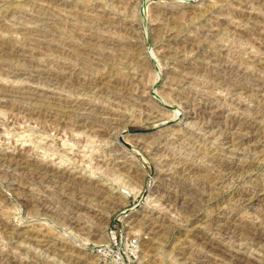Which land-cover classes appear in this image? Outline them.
<instances>
[{
    "label": "rangeland",
    "instance_id": "1",
    "mask_svg": "<svg viewBox=\"0 0 264 264\" xmlns=\"http://www.w3.org/2000/svg\"><path fill=\"white\" fill-rule=\"evenodd\" d=\"M0 87V264H264V0H0Z\"/></svg>",
    "mask_w": 264,
    "mask_h": 264
},
{
    "label": "bare ground",
    "instance_id": "2",
    "mask_svg": "<svg viewBox=\"0 0 264 264\" xmlns=\"http://www.w3.org/2000/svg\"><path fill=\"white\" fill-rule=\"evenodd\" d=\"M30 2H31V1H30ZM103 16H104V15H103ZM86 18H87V17H86ZM156 18H158V17H156ZM104 19H105V18H104ZM113 19H114V18H113ZM105 20H106V19H105ZM98 21H99V20H98ZM110 21H111V20H110ZM155 21H156V20H155ZM89 22H91V21H89ZM100 22H101V20H100ZM112 22H113V21H112ZM160 22H161V21H160ZM94 23H95V22H94ZM98 23H99V22H98ZM109 23H110V22H109ZM113 23H114V22H113ZM113 23H112V24H113ZM101 24H102V23H101ZM92 25H93V24H92ZM119 26H120V25H119ZM100 27H101V25H100ZM114 27H115V26H114ZM36 28H37V27H36ZM38 28H39V27H38ZM41 28H42V27H41ZM116 28H117V27H116ZM128 28H129V27H128ZM166 28H167V27H166ZM43 29H44V28H43ZM171 29H172V27H171ZM179 29H180V28H179ZM182 29H183V28H182ZM203 29H204V28H203ZM32 30H33V29H32ZM180 30H181V29H180ZM43 31H44V30H43ZM117 31H118V30H117ZM131 31H132V30H131ZM167 31H168V30H167ZM257 31H258V30H257ZM126 33H127V30H126ZM206 33H207V31H206ZM42 34H43V33H42ZM203 34H204V33H203ZM210 34H211V33H210ZM35 35H37V33H36ZM127 35H128V34H127ZM127 35H126V36H127ZM195 35H196V34H195ZM207 35H208V34H207ZM248 35H249V34H248ZM23 37H24V36H23ZM42 37H43V36H42ZM47 37H48V36H47ZM104 37H105V36H104ZM130 37H131V36H130ZM135 37H136V36H135ZM206 37H207V36H206ZM208 37H209V36H208ZM27 38H28V36H27ZM45 38H46V37H45ZM193 38H194V37H193ZM193 38H192V39H193ZM203 38H204V37H203ZM9 39H10V38H9ZM38 39H39V37H38ZM104 39H105V38H104ZM106 39H107V38H106ZM109 39H110V38H109ZM115 39H116V38H115ZM125 39H127V38H125ZM131 39H134V38H131ZM195 39H196V38H195ZM198 39H199V38H198ZM200 39H201V38H200ZM257 39H259V38H257ZM13 40H14V39H13ZM121 40H122V39H121ZM128 40H129V38H128ZM10 41H11V40H10ZM108 41H109V40H108ZM126 41H127V40H126ZM253 41H254V40H253ZM255 41H256V40H255ZM19 42H20V41H19ZM39 42H40V41H39ZM104 42H105V41H104ZM110 42H111V41H110ZM30 43H31V42H30ZM47 43H48V42H47ZM193 43H194V42H193ZM5 44H6V43H5ZM8 44H9V43H8ZM136 44H137V43H136ZM213 44H214V43H213ZM10 45H11V44H10ZM45 45H46V44H45ZM48 45H49V44H48ZM128 45H129V44H128ZM192 45H193V44H192ZM13 46H14V45H13ZM21 46H22V44H21ZM29 46H30V45H29ZM27 47H28V46H27ZM48 47H49V46H48ZM167 47H168V46H167ZM11 48H12V47H11ZM24 48H25V47H24ZM71 48H72V47H71ZM114 48H115V47H114ZM127 48H128V47H127ZM174 48H175V47H174ZM34 49H35V48H34ZM128 49H129V48H128ZM168 49H169V47H168ZM196 49H197V48H196ZM200 49H201V48H200ZM39 50H40V49H39ZM41 50H42V49H41ZM174 50H176V49H174ZM76 51H77V50H76ZM122 51H123V50H122ZM180 51H181V50H180ZM195 51H196V50H195ZM9 52H10V51H9ZM25 53H26V52H25ZM10 54H11V53H10ZM17 54H18V53H17ZM131 54H132V53H131ZM210 54H211V53H210ZM246 54H247V53H246ZM24 55H25V54H24ZM77 55H78V54H77ZM104 55H105V54H104ZM176 55H177V54H176ZM28 56H29V55H28ZM131 56H132V55H131ZM248 56H249V55H248ZM21 57H22V56H21ZM12 58L14 59V57H12ZM19 58H20V57H19ZM97 58H98V57H97ZM83 59H84V58H83ZM10 60H11V59H10ZM78 60H79V59H78ZM24 61H25V60H24ZM81 61H82V60H81ZM105 61H106V60H105ZM2 63H3V62H2ZM5 63H6V62H5ZM24 63H25V62H24ZM99 63H100V62H99ZM251 63H252V62H251ZM256 63H257V62H256ZM90 64H91V63H90ZM94 64H95V63H94ZM199 64H200V63H199ZM224 64H226V63H224ZM2 65H3V64H2ZM7 65H8V64H7ZM15 65H16V64H15ZM19 65H20V64H19ZM29 65H30V64H29ZM101 65H102V64H101ZM240 65H241V64H240ZM259 65H260V64H259ZM79 66H80V65H79ZM205 66H206V65H205ZM28 67H29V69H30L31 66H28ZM197 67H198V66H197ZM218 67H219V66H218ZM23 68H24V67H23ZM32 68H33V67H32ZM81 68H83V67H81ZM222 68H223V67H222ZM12 69H13V68H12ZM16 69H17V68H16ZM189 69H190V68H189ZM193 69H194V68H193ZM223 69H224V68H223ZM229 69H230V68H229ZM229 69H227V70H229ZM246 69H247V68H246ZM8 70H9V69H8ZM47 70H48V69H47ZM71 70H73V69H71ZM178 70H179V69H178ZM209 70H210V69H209ZM221 70H222V69H221ZM239 70H240V69H239ZM9 71H10V70H9ZM20 71H21V70H20ZM183 71H184V69H183ZM205 71H206V70H205ZM225 71H226V70H225ZM257 71H258V70H257ZM259 71H260V70H259ZM44 72H45V71H44ZM76 72H77V71H76ZM92 72H93V71H92ZM193 72H194V71H193ZM212 72H213V71H212ZM220 72H221V71H220ZM229 72H230V71H229ZM238 72H239V71H238ZM15 73H16V72H15ZM80 73H82V71H81ZM182 73H183V72H182ZM202 73H203V72H202ZM213 73H214V72H213ZM221 73H222V72H221ZM225 73H226V72H225ZM253 73H254V72H253ZM26 74H27V73H26ZM32 74H33V73H32ZM215 74H217V73H215ZM215 74H214V75H215ZM218 74H219V73H218ZM227 74H228V73H226V74H224V75H227ZM229 74H230V73H229ZM237 74H238V73H237ZM243 74H244V73H243ZM245 74H246V73H245ZM75 75H76V74H75ZM200 75H201V74H200ZM207 75H208V74H207ZM222 75H223V74H222ZM224 75H223V76H224ZM247 75H248V74H247ZM250 75H251V74H250ZM23 76H24V75H23ZM29 76H30V75H29ZM31 76H32V75H31ZM68 76H69V75H68ZM77 76H78V75H77ZM180 76H181V74H180ZM182 76H183V75H182ZM187 76H188V75H187ZM187 76H186V77H187ZM215 76H219V75H215ZM229 76H232V74H230ZM37 77H38V76H37ZM89 77H90V76H89ZM173 77H174V76H173ZM220 77H221V76H220ZM220 77H218V78H220ZM226 77H228V75L225 76V78H226ZM249 77H250V76H249ZM78 78H79V77H78ZM81 78H82V77H81ZM94 78H95V77H94ZM111 78H112V77H111ZM177 78H178V77H177ZM210 78H211V77H210ZM214 78H215V77H214ZM257 78H258V77H257ZM44 79H45V78H44ZM55 79H56V78H55ZM106 79H107V78H106ZM116 79H117V78H116ZM180 79H181V78H180ZM221 79H222V78H221ZM228 79H229V78H228ZM232 79H233V78H232ZM235 79H236V78H235ZM241 79H242V78H241ZM243 79H244V78H243ZM249 79H250V78H249ZM252 79H253V78H252ZM40 80H41V79H40ZM100 80H101V79H100ZM134 80H135V79H134ZM171 80H172V79H171ZM178 80H179V79H178ZM178 80H177V81H178ZM183 80H184V78H183ZM187 80H188V79H187ZM219 80H220V79H219ZM222 80H223V79H222ZM222 80H221V81H222ZM229 80H230V79H229ZM239 80H240V79H239ZM239 80H238V81H239ZM42 81H43V80H42ZM46 81H47V80H46ZM54 81H55V80H54ZM125 81H126V80H125ZM168 81H170V80H168ZM188 81H189V80H188ZM188 81H187V82H188ZM226 81H227V79H226ZM231 81H232V80H230V82H231ZM233 81H234V80H233ZM233 81H232V83H233ZM236 81H237V79H236ZM240 81H241V80H240ZM240 81H239V82H240ZM245 81H246V80H245ZM245 81H244V82H245ZM247 81H248V80H247ZM38 82H39V81H38ZM224 82H225V81H224ZM227 82H228V81H227ZM227 82H226V83H227ZM230 82H229L228 84H230ZM244 82H242L241 86L243 85ZM252 82H253V81H252ZM259 82H260V81H259ZM80 83H81V82H80ZM167 83H169V82H167ZM222 83H223V82H222ZM232 83H231V85H232ZM235 83H236V82H235ZM245 83H246V85H247V82H245ZM237 84H238V83H237ZM89 85H90V84H89ZM102 85H103V84H102ZM225 85H226V84H225ZM235 85H236V84H235ZM235 85H234V86H235ZM238 85H239V84H238ZM238 85H237V86H238ZM246 85H245V88L248 89V88L246 87ZM82 86H83V85H82ZM227 86H228V85H227ZM234 86H233V87H234ZM241 86H240V87H241ZM249 86H250V85H249ZM12 87H13V86H12ZM72 87H73V86H72ZM238 87H239V86H238ZM242 87H243V89H244V86H242ZM257 87H258V86H257ZM20 88H21V86H20ZM104 88H105V87H104ZM104 88H103V89H104ZM119 88H120V87H119ZM174 88H176V87H174ZM229 88H232V87H230V85H229ZM235 88H236V87H235ZM250 88H251V86H250ZM0 89H2V88L0 87ZM3 89L6 90L7 88H6V89L3 88ZM3 89H2V90H3ZM82 89H83V88H82ZM110 89H111V88H110ZM239 89H241V88H239ZM252 89H253V88H252ZM9 90H10V89H9ZM9 90H8V91H9ZM12 90H13V89H12ZM22 90H23V88H22ZM25 90H26V89H25ZM35 90H36V89H35ZM93 90H94V89H93ZM225 90H226V89H225ZM227 90H228V89H227ZM232 90H233V89H232ZM236 90H237V89H236ZM241 90H242V89H241ZM244 90H245V89H244ZM248 90H250V89H248ZM79 91H80V90H79ZM91 91H92V90H91ZM108 91H109V90H108ZM117 91H118V90H117ZM126 91H127V90H126ZM250 91H251V90H250ZM263 91H264V90H263ZM0 92H2V91L0 90ZM3 92H4V91H3ZM5 92L7 93V91H5ZM9 92H10V91H9ZM235 92H236V91H235ZM240 92H241V91H240ZM90 93H91V92H90ZM108 93H109V92H108ZM130 93H131V92H130ZM230 93H231V92H230ZM261 93H263V92H261ZM30 94H31V93H30ZM91 94H92V93H91ZM245 94H247V93L245 92ZM249 94H251V92H250ZM252 94H253V93H252ZM8 95H9V94H8ZM32 95H33V94H32ZM46 95H47V94H46ZM116 95H117V93H116ZM247 95H248V94H247ZM255 95H256V94H255ZM22 96H23V95H22ZM42 96H43V95H42ZM87 96H88V95H87ZM108 96H109V95H108ZM118 96H119V95H118ZM201 96H202V95H201ZM252 96H253V95H252ZM252 96H251V97H252ZM8 97H9V96H8ZM23 97H24V96H23ZM26 97H27V96H26ZM29 97H30V96H29ZM35 97H36V96H35ZM59 97H60V96H59ZM62 97H63V96H62ZM84 97H85V96H84ZM105 97H106V96H105ZM113 97H114V94H113ZM121 97H122V95H121ZM134 97H135V96H134ZM194 97H195V96H194ZM194 97H192V98H194ZM16 98H17V97H16ZM16 98H15V99H16ZM82 98H83V97H82ZM114 98H115V97H114ZM116 98H117V97H116ZM17 99H18V98H17ZM23 99H24V98H23ZM117 99H119V98H117ZM262 99H263V98H262ZM18 100H19V99H18ZM18 100H17V101H18ZM21 100H22V99H21ZM21 100H20V101H21ZM115 100H116V99H115ZM119 100H120V99H119ZM124 100H125V99H124ZM138 100H139V99H138ZM142 100H143V99H142ZM234 100H235V99H234ZM11 101H12V100H11ZM15 101H16V100H15ZM42 101H43V100H42ZM68 101H69V100H68ZM68 101H67V102H68ZM86 101H87V100H86ZM262 101H263V100H262ZM31 102H32V101H31ZM56 102H57V101H56ZM59 102H60V101H59ZM133 102H134V101H133ZM236 102H237V101H236ZM40 103H41V102H40ZM40 103H39V104H40ZM43 103H44V102H43ZM81 103H82V102H81ZM109 103H110V102H109ZM137 103H138V102H137ZM140 103H141V102H140ZM2 104H3V103H2ZM8 104H9V103H8ZM17 104H18V103H17ZM28 104H29V103H28ZM65 104H66V103H65ZM122 104H123V103H122ZM256 104H257V103H256ZM57 105H58V104H57ZM68 105H69V104H68ZM87 105H88V104H87ZM129 105H130V104H129ZM195 105H196V104H195ZM236 105H237V104H236ZM259 105H260V104H259ZM25 106H26V105H25ZM106 106H107V105H106ZM132 106H133V105H132ZM263 106H264V105H263ZM9 107H10V106H9ZM53 107H54V106H53ZM57 107H58V106H57ZM191 107H192V106H191ZM195 107H196V106H195ZM249 107H250V106H249ZM251 107H252V106H251ZM261 107H262V106H261ZM25 108H26V107H25ZM71 108H72V107H71ZM206 108H207V107H206ZM245 108H246V107H245ZM259 108H260V107H259ZM263 108H264V107H263ZM18 109H19V108H18ZM33 109H34V108H33ZM91 109H92V108H91ZM246 109H247V108H246ZM71 110H72V109H71ZM92 110H93V109H92ZM92 110H91V111H92ZM100 110H101V109H100ZM110 110H111V109H110ZM128 110H129V109H128ZM255 110H256V109H255ZM23 111H24V110H23ZM74 111H75V110H74ZM88 111H89V110H88ZM95 111H96V109H95ZM105 111H107V109H106ZM108 111H109V110H108ZM111 111H112V110H111ZM115 111H116V110H115ZM191 111H192V110H191ZM193 111H194V110H193ZM253 111H254V110H253ZM259 111H260V110H259ZM262 111H263V110H262ZM262 111H260V112H262ZM175 112H176V111H175ZM214 112H215V111H214ZM263 112H264V111H263ZM71 113H73V112H71ZM79 113H80V112H79ZM93 113H94V112H93ZM104 113H105V112H104ZM112 113H113V112H112ZM209 113H210V112H209ZM218 113H219V112H218ZM218 113H217V114H218ZM221 113H222V112H221ZM243 113H244V112H243ZM37 114H38V113H37ZM106 114H109V113H106ZM174 114H175V113H174ZM215 114H216V113H215ZM217 114H216V115H217ZM95 115H96V114H95ZM119 115H120V114H119ZM157 115H158V114H157ZM159 115H160V114H159ZM172 115H173V114H172ZM178 115H179V113H178ZM204 115H205V114H204ZM29 116H30V115H29ZM66 116H67V115H66ZM116 116H117V115H116ZM121 116H122V115H121ZM123 116H124V115H123ZM150 116H151V115H150ZM175 116H176V114H175ZM110 117H111V116H110ZM118 117H119V116H118ZM176 117H177V116H176ZM209 117H210V116H209ZM46 118H47V117H46ZM61 118H62V117H61ZM174 118H175V117H174ZM252 118H253V117H252ZM98 119H99V118H98ZM110 119H111V118H110ZM114 119H115V118H114ZM114 119H113V120H114ZM117 119H118V118H117ZM119 119H120V118H119ZM203 119H204V118H203ZM206 119H207V118H206ZM211 119H212V118H211ZM60 120H62V119H60ZM113 120H112V121H113ZM198 120H199V119H198ZM201 120H202V119H201ZM201 120H200V121H201ZM207 120H208V119H207ZM232 120H233V119H232ZM116 121H117V122H116ZM116 121H115V122H116V124H117V123H118V120H116ZM120 121H121V120H120ZM205 121H206V120H205ZM233 121H234V120H233ZM74 122H75V121H74ZM74 122H73V123H74ZM80 122H81V121H80ZM85 122H86V121H85ZM85 122H84V123H85ZM98 122H99V121H98ZM121 122H122V121H121ZM201 122H202V121H201ZM201 122H200V123H201ZM203 122H204V121H203ZM208 122H209V120H208ZM237 122H238V121H237ZM239 122H240V121H239ZM245 122H246V121H245ZM248 122H249V121H248ZM81 123H82V122H81ZM95 123H96V122H95ZM204 123H205V122H204ZM234 123H235V121H234ZM241 123H242V122H241ZM246 123H247V122H246ZM253 123H254V122H253ZM253 123H252V124H253ZM120 124H121V123H120ZM235 124H236V123H235ZM238 124H239V123H238ZM92 125H93V124H92ZM190 125H191V124H190ZM203 125H204V124H203ZM205 125H206V123H205ZM211 125H212V124H211ZM229 125H230V124H229ZM236 125H237V124H236ZM99 126H100V125H99ZM99 126H98V127H99ZM212 126H213V125H212ZM212 126H211V128H212ZM252 126H254V125H252ZM259 126H260V125H259ZM105 127H106V126H105ZM110 127H111V126H110ZM117 127H118V124H117ZM214 127H215V126H214ZM221 127H222V126H221ZM99 128H100V127H99ZM115 128H116V127H115ZM189 128H190V127H189ZM248 128H249V127H248ZM92 129H93V128H92ZM96 129H97V128H96ZM239 129H240V128H239ZM249 129H250V128H249ZM97 130H98V129H97ZM101 130H102V129H101ZM184 130H185V129H184ZM209 130H211V129H209ZM222 130H223V129H222ZM232 130H233V129H232ZM232 130H231V132H232ZM235 130H236V129H235ZM99 131H100V130H99ZM102 131H103V130H102ZM97 132H98V131H97ZM115 132H116V131H115ZM226 132H227V131H226ZM249 132H250V131H249ZM192 133H195V132L192 131ZM232 133H233V132H232ZM239 133H240V132H239ZM99 134H100V133H99ZM112 134H113V133H112ZM116 134H117V132H116ZM182 134H183V133H182ZM187 134H188V133H187ZM195 134H196V133H195ZM195 134H194V135H195ZM235 134H236V133H235ZM217 135H218V134H217ZM220 135H221V132H220ZM245 135H246V134H245ZM251 135H252V134H251ZM162 136H163V135H162ZM211 136H212V135H211ZM231 136H232V134H231ZM199 137H200V136H199ZM214 137H215V136H214ZM234 137H235V136H234ZM241 137H242V136H241ZM243 137H244V136H243ZM243 137H242V138H243ZM171 138H172V137H171ZM189 138H190V137H189ZM197 138H198V136H197ZM203 138H204V137H203ZM217 138H218V137H217ZM231 138H232V137H231ZM248 138H249V137H248ZM250 138H252V137H250ZM250 138H249V140H250ZM193 139H195V137H194ZM204 139H205V138H204ZM238 139H240V138H238ZM181 140H182V139H181ZM186 140H188V139H186ZM201 140H202V139H201ZM215 140H216V139H215ZM154 141H155V140H154ZM171 141H172V140H171ZM182 141H183V140H182ZM230 141H231V139L229 140V142H230ZM234 141H235V140H234ZM234 141H232V143H233ZM237 141H238V140H237ZM239 141H240V140H239ZM247 141H248V140H247ZM158 142H159V141H158ZM176 142H177V141H176ZM191 142H193V141H191ZM205 142H206V141H204V144H206ZM162 143H163V142H162ZM235 143H236V142H235ZM240 143H241V142H239V146L242 147V146L240 145ZM243 143H244V142H243ZM197 144H198V143H197ZM200 144H201V143H200ZM202 144H203V143H202ZM236 144H237V143H236ZM158 145H159V144H158ZM206 145H207V144H206ZM243 145H244V144H243ZM132 146H133V145H132ZM150 146H151V145H150ZM185 146H187V145H185ZM195 146H196V145H195ZM216 146H217V145H216ZM216 146H215V149L217 148ZM236 146H238V145H236ZM20 147L22 148V146H20ZM187 147H188V146H187ZM198 147H200V146H198ZM198 147H197V148H198ZM208 147H209V146H208ZM154 148H155V147H154ZM210 148H211V147H210ZM210 148H209V149H210ZM243 148H244V147H243ZM193 149H194V148H193ZM207 149H208V148H207ZM221 149H222V148H221ZM153 150H155V149H153ZM200 150H201V149H200ZM237 150H238V149H237ZM24 151H25V150H24ZM166 151H167V150H166ZM197 151H199V149L196 150V152H197ZM253 151H254V150H253ZM14 152H15V151H14ZM196 152H195V153H196ZM203 152H204V154H206V153H205V150H203L201 153H203ZM207 152H209V150H208ZM217 152H218V151H217ZM220 152H221V151H220ZM254 152H255V151H254ZM197 153H198V152H197ZM199 153H200V152H199ZM201 153H200V154H201ZM218 153H219V152H218ZM218 153H216V154H218ZM222 153H223V152H222ZM222 153H221V154H222ZM19 154H20V153H19ZM192 154H193V153H192ZM204 154H203V156H204ZM209 154H210V152H209ZM231 154H232V153H231ZM5 155H6V154H5ZM23 155H24V154H23ZM23 155H22V156H23ZM28 155H29V154H28ZM211 155H212V154H211ZM213 155H214V153H213ZM12 156H13V155H12ZM30 156H31V155H30ZM195 156H196V155H195ZM203 156H202V157H203ZM214 156H215V155H214ZM225 156H226V155H225ZM225 156H224V157H225ZM234 156H235V155H234ZM238 156H239V155H238ZM6 157H7V156H6ZM13 157H14V156H13ZM18 157H19V156H18ZM108 157H109V156H108ZM199 157H201V156L199 155ZM206 157H207V156H206ZM206 157H204V158H206ZM209 157H211V156H209ZM224 157L222 158V156H221L222 159H224ZM0 158H1V157H0ZM123 158H124V157H123ZM126 158H127V157H126ZM174 158H175V157H174ZM212 158H213V157H212ZM241 158H242V157H241ZM12 159H13V158H12ZM18 159H19V158H18ZM21 159H22V158H21ZM25 159H27V158H25ZM202 159H203V158H202ZM222 159H220L219 157H216V156L214 157V160L220 164V166H219L220 168H222V169H224V170H225V169H229V170H230V169H233V171H234V167H233L232 163H231V162H227L226 160H222ZM225 159H226V158H225ZM4 160H5V159H4ZM14 160H16V159L14 158ZM23 160H24V159H23ZM117 160H118V159H117ZM210 160H211V159H210ZM228 160H229V158H228ZM19 161H22V160H19ZM27 161H28V160H27ZM27 161H25V162H27ZM102 161H103V160H102ZM200 161H201V160H200ZM200 161H199V162H200ZM204 161H205V160H204ZM229 161H230V160H229ZM231 161H232V160H231ZM242 161H243V160H242ZM12 162H13V161H12ZM32 162H34V161H32ZM32 162H31V163H32ZM186 162H187V161H186ZM202 162H203V161H202ZM232 162H233V161H232ZM238 162H239V161H238ZM1 163H2V162H1ZM5 163H6V161H5ZM5 163H4V164H5ZM7 163H10V164H11L10 161L7 162ZM15 163H16V162H15ZM20 163H21V162H20ZM27 163H29V162H27ZM31 163H30V164H31ZM24 164H25V163H24ZM24 164H23V165H24ZM30 164H29V165H30ZM42 164H43V163H42ZM105 164H107V163H105ZM172 164H173V163H172ZM201 164H202V163H201ZM209 164H210V163H209ZM214 164H215V163H214ZM219 164H218V165H219ZM249 164H250V163H249ZM5 165H6V164H5ZM8 165H9V164H8ZM14 165H15V164H14ZM17 165H19V164H16V166H17ZM20 165H21V164H20ZM25 165H26V164H25ZM29 165H28V166H29ZM133 165H134V164H133ZM198 165H199V164H197V166H198ZM207 165H208V164H207ZM218 165H217V166H218ZM241 165H242V166H240V167L237 166V167L243 169V167H244V166H243V163H242ZM9 166H10V165H9ZM11 166H13V165H11ZM28 166H27V167H28ZM34 166H35L36 169L40 172V174L46 172L45 167L41 166L40 164H34ZM135 166H136V165H135ZM187 166H188V165H187ZM195 166H196V165H195ZM213 166H214V165H213ZM248 166H249V165H248ZM173 167H174V166H173ZM200 167H201V166H200ZM200 167H199V168H200ZM214 167H215V166H214ZM235 167H236V166H235ZM6 168H7V167H6ZM6 168H5V169H6ZM10 168H11V167H10ZM15 168H16V167H15ZM31 168H32V167H31ZM31 168H30V169L27 168V169L31 171ZM33 168H34V167H33ZM46 168H48V167H46ZM57 168H58V167H57ZM188 168H189V167H188ZM188 168H187V169H188ZM197 168H198V167H197ZM206 168H207V167H206ZM48 169H49V168H48ZM189 169H190V168H189ZM215 169H216V168H215ZM218 169H219V168H218ZM235 169L237 170V168H235ZM0 170H1V169H0ZM3 170H4V169H3ZM33 170H34V169H33ZM50 170L53 171V169H50ZM118 170H119V169H118ZM175 170H176V169H175ZM212 170H213V169H212ZM216 170H217V169H216ZM247 170H248V169H247ZM6 171H7V170H6ZM38 171H37V172H38ZM62 171H63V170H62ZM161 171H162V170H161ZM187 171H188V170H187ZM194 171H195V170H194ZM204 171H206V170L201 168L200 170L197 169L195 172H196V173H198V172L201 173V172H204ZM217 171H218V170H217ZM28 172H29V171H28ZM33 172H35V171H33ZM176 172H177V171H176ZM185 172H186V171H185ZM206 172H207V171H206ZM219 172H220V171H219ZM219 172H218V173H219ZM230 172H232V171L230 170ZM29 173H30V172H29ZM35 173H36V172H35ZM60 173H61V172H60ZM172 173H173V172H172ZM189 173H190V171H189ZM196 173H195V175L198 176V174H196ZM213 173H214V172H213ZM213 173H212V174H213ZM216 173H217V172H216ZM216 173H215V175H217ZM233 173H234V172H233ZM30 174H31V173H30ZM45 174H46V173H45ZM55 174L58 175L59 173L56 172ZM179 174H180V173H179ZM193 174H194V173H193ZM201 174H203V173H201ZM210 174H211V173H210ZM210 174H209V175H210ZM212 174H211V175H212ZM220 174H221V176H223L222 173H220ZM224 174H225V172H224ZM226 174H227V173H226ZM226 174H225V175H226ZM234 174H236V173H234ZM64 175H65V174H64V172H63V174H62V175L59 174L58 177H59V178H66V179H67V178H68V175H67V176H64ZM182 175H184V174H182ZM185 175H186V174H185ZM189 175H191V174H189ZM189 175H188V176H189ZM209 175L205 173L204 180H203L202 182H203V185H205L207 188H211V189H212V187H214L213 182H214V181H217L218 179L215 177L217 180H214L215 178H214L213 176L210 177ZM215 175H214V176H215ZM23 176H24V175H23ZM27 176H28V174H27ZM70 176H72V175H70ZM45 177H46V176H43L44 179H45ZM167 177H168V176H167ZM184 177H185V176H184ZM192 177H193V176H192ZM198 177H199V176H198ZM218 177H219V175H218ZM32 178H33V177H32ZM54 178H55V177H54ZM71 178H72V177H70V179H71ZM74 178H75V177H74ZM196 178H197V177H196ZM201 178H202V177H201ZM201 178L199 177V179H201ZM225 178H226V177H225ZM3 179H4V178H3ZM56 179H57V178H56ZM78 179H79V178H78ZM78 179H76V180H78ZM80 179H81V178H80ZM80 179H79V182H80V183H78V184H80V185L84 184V182H83L84 180L82 181V179H81V180H80ZM190 179H191V178H190ZM194 179H195V176H194ZM194 179H193V180H194ZM37 180H38V179H37ZM39 180L42 181L43 179H42V180L39 179ZM51 180H52V179H51ZM59 180H61V179H59ZM72 180H73V178L71 179V181H72ZM74 180H75V179H74ZM169 180H170V179H169ZM175 180H176V179H175ZM223 180H224V179H223ZM9 181H10V180H9ZM40 181H39V182H40ZM52 181H53V180H52ZM57 181H58V180H57ZM61 181H62V180H61ZM63 181H64V180H63ZM91 181H92V180H91ZM181 181H182V180H181ZM219 181H221V180H219ZM226 181H227V180H226ZM256 181H257V180H256ZM13 182H14V181H13ZM53 182H54V181H53ZM55 182H56V180H55ZM65 182H66V181H65ZM68 182H69V181H68ZM188 182H189V181H188ZM194 182H195V181H194ZM194 182H193V183H194ZM198 182H200V181H198ZM223 182H224V181H223ZM49 183H50V182H49ZM59 183H60V181H59ZM70 183H71V182H70ZM72 183H73V182H72ZM74 183L77 184V182H74ZM67 184H68V183H67ZM93 184H94L93 182H92L89 186H88L87 184H85V185H87L88 187L86 188V191L84 192V193H85L84 196H86V197H87L88 199H90V200H93V202H94V201H96V202H97V201L100 202V204L103 205V208H104V207H107V206H108L107 201L103 199V198H104L103 195H101V194L99 195L100 189H97L98 186L93 185ZM214 184H215V182H214ZM219 184H221V182H220ZM219 184H218V185H219ZM31 185H32V184H31ZM54 185H55V184H54ZM58 185H59V184H58ZM69 185H70V184H69ZM203 185H199V186L202 187ZM227 185H228V184H227ZM255 185H256V184H255ZM83 186H84V185H83ZM195 186H197V185H195ZM219 186H221V185H219ZM188 187H189V186H188ZM192 187H194V186H192ZM197 187H198V186H197ZM206 187H204V188H206ZM216 187H217V185H216ZM216 187H214V188H216ZM57 188H58V187H57ZM70 188H71V187H70ZM77 188H78V187H77ZM80 188H81V187H80ZM180 188H181V187H180ZM223 188H224V187H223ZM256 188H257V187H256ZM19 189H21V188H19ZM189 189H190V188H189ZM200 189H201V188H200ZM217 189H218V188H217ZM16 190H17V189H16ZM187 190H188V188H187ZM195 190H196V189H195ZM203 190H204V189H203ZM209 190H210V189H209ZM213 190H214V189H213ZM215 190H216V189H215ZM20 191H21V190H20ZM192 191H193V190H192ZM199 191H200V190H199ZM199 191H198V192H199ZM206 191H207V190H206ZM201 192H202V191H201ZM190 193H191V192H190ZM195 193H196V192H195ZM195 193L193 192V194H195ZM202 193H203V192H202ZM188 194H189V193H188ZM204 194H205V192H204ZM204 194H203V195H204ZM24 195H25V194H24ZM195 195H196V194H195ZM210 195H211V194H210ZM42 196H43V195H42ZM68 196H69V195H68ZM160 196H161V195H160ZM198 196H199V195H198ZM198 196H197V197H198ZM36 197H37V196H36ZM168 197H169V196H168ZM183 197H184V196H183ZM185 197H186V195H185ZM190 197H191V195H190ZM195 197H196V196H195ZM201 197H202V196H201ZM239 197H240V196H238V199H239ZM33 198H35V197H33ZM76 198H77V197H76ZM105 198H106V197H105ZM107 198H108V197H107ZM102 199H103V200H102ZM183 199H184V198H183ZM197 199L200 201V198H197ZM230 199H231V198H230ZM240 199H241V198H240ZM247 199H248V198H247ZM86 200H87V199H86ZM166 200H167V199H166ZM184 200H185V199H184ZM194 200H195V198H194ZM206 200H207V199H206ZM208 200H209V199H208ZM243 200H246V199H243ZM248 200H249V199H248ZM101 201H102V202H101ZM167 201H168V200H167ZM196 201H197V200H196ZM235 201L238 202L237 199H236ZM240 201H241V200H240ZM42 202H43V201H42ZM64 202H65V201H64ZM70 202H71V201H70ZM180 202H181V201H180ZM183 202H184V201H183ZM197 202H198V201H197ZM233 202H234V201H233ZM237 202H236V204H237ZM65 203H66V202H65ZM72 203H73V202H72ZM75 203H76V202H75ZM78 203H80V201H78ZM194 203H195V202H194ZM239 203H240V202H239ZM67 204H68V203H67ZM179 204H180V203H179ZM243 204H244V203H243ZM78 205H79V204H78ZM78 205H77V206H78ZM87 205H88V204H87ZM173 205H174V203H173ZM198 205H199V204H198ZM109 206H110V205H109ZM94 207H95V206H94ZM77 208H78V207H77ZM82 208H84V207H82ZM107 208H108V207H107ZM78 209H80V208H78ZM37 210H38V209H37ZM181 210H182V209H181ZM192 210H193V209H192ZM73 211H74V210H73ZM96 211H97V210H96ZM163 211H164V210H163ZM85 212H86V211H85ZM150 213H151V212H150ZM107 214H108V213H107ZM165 214H166V213H165ZM261 214H262V213H261ZM155 217H156V216H155ZM260 217H263V215L260 216ZM121 218H123V217H121ZM161 218H162V216H161ZM161 218H159V219H161ZM100 219H101V218H100ZM130 219H131V218H130ZM130 219H129V220H130ZM154 219H155V218H154ZM157 219H158V218H157ZM163 219H164V218H163ZM163 219H162V221L160 220V224H159V227H160L159 230H160V231L156 234L157 236L166 233L167 230L169 229L170 224L168 223V221H166L167 219H166V220H163ZM260 219H261V218H260ZM263 219H264V218H263ZM263 219H261V220H263ZM238 220H239V219H238ZM137 221H138V220H137ZM240 221H242V220H240ZM263 221H264V220H263ZM90 222H91V221H90ZM93 222H94V221H93ZM140 222H141V221H140ZM224 222H225V221H224ZM235 222H236V221H235ZM170 223H171V222H170ZM228 223H230V221H229ZM236 223H237V222H236ZM239 223H240V222H239ZM239 223H238V225H239ZM241 223H242V222H241ZM257 223H258V222H257ZM231 224H232V223H231ZM246 224H247V223H246ZM77 225H79V224H77ZM90 225H92V224H90ZM90 225H89V226H90ZM218 225H219V224H218ZM221 225H222V224H221ZM227 225H228V224H227ZM229 225H230V224H229ZM229 225H228V227H229ZM233 225H235V224L233 223L231 226H233ZM258 225H259V224H258ZM258 225H257V226H258ZM262 225H263V224H262ZM83 226H84V225H83ZM95 226H96V225H95ZM223 226H224V225H223ZM263 226H264V225H263ZM263 226H262V227H263ZM75 227H76V226H75ZM99 227H100V226H99ZM214 227H215V225H214ZM216 227H217V226H216ZM224 227H225V226H224ZM258 227H259V226H258ZM258 227H257V228H258ZM260 227H261V225H260ZM78 228H80V227H78ZM83 228H85V227H83ZM97 228H98V227H97ZM217 228H218V227H217ZM233 228H234V226H233ZM233 228H232V231H233ZM8 229H9V228H8ZM81 229H82V227H81ZM87 229H88V228H87ZM90 229H91V228H90ZM102 229H103V228H102ZM141 229H143V228H141ZM219 229H220V227H219ZM261 229H263V231H260V233L262 232V233L260 234V233H258L259 231H258V230L256 229V227H254V226H250V225L246 226V225H244V224H242V225L240 226V230H241V232H243V234H245V235H253V234L255 233V234L258 235V236H264V228H261ZM82 230H83V229H82ZM82 230H81V232H82ZM93 230H94V229H93ZM99 230H100V229H99ZM221 230H222V229H221ZM259 230H260V229H259ZM7 231H8V230H7ZM9 231H11V230H9ZM141 231H142V230H141ZM148 231H149V230H148ZM227 231H228V230H227ZM230 231H231V230H230ZM230 231H229V232H230ZM257 231H258V232H257ZM4 232H5V231H4ZM93 232H94V231H93ZM219 232H220V230H219ZM234 232H235V231H234ZM234 232H232V234H233ZM154 233H155V232H154ZM212 233H213V231H212ZM217 233H218V232H217ZM223 233H224V232H223ZM230 233H231V232H230ZM151 234H152V233H151ZM234 234H235V233H234ZM237 234H238V233H237ZM239 234H241V233H239ZM9 235H10V234H9ZM89 235H90V234H89ZM245 235H243V236H245ZM153 236H154V235H153ZM210 236H211V235H210ZM230 236H231V235H230ZM239 236H240V235H239ZM239 236L237 235V237H239ZM8 237H9V236H8ZM32 237H33V236H32ZM207 237H208V236H207ZM240 237L242 238V236H240ZM253 237H254V236H253ZM255 237H256V236H255ZM104 238H106V237H104ZM153 238H154V237H152V240H153ZM155 238H156V237H155ZM210 238H211V237H210ZM241 238H240V239H241ZM248 238H249V237H248ZM250 238H251V237H250ZM250 238H249V239H250ZM54 239H55V238H54ZM238 239H239V238H238ZM243 239H244V238H243ZM253 239H254V238H253ZM256 239H257V238H256ZM261 239H262V238H261ZM51 240H52V238H51ZM213 240H214V239H213ZM215 240H216V239H215ZM230 241H231V240H230ZM240 241H241V240H240ZM40 242H41V241H40ZM43 242H44V241H43ZM45 242H49V241H48V240H45ZM233 242H234V241H233ZM237 242H239V241H237ZM50 243H51V241H50ZM54 243H55V242H54ZM215 243H216V242H215ZM234 243H235V242H234ZM47 244H48V243H47ZM52 244H53V243H52ZM206 244H207V243H206ZM208 244H209V243H208ZM210 244H212V243H210ZM219 244H220V243H219ZM43 246H44V245H43ZM47 246H48V245H47ZM56 246H57V245H56ZM147 246H148V247L151 246V247H150L151 249L153 248L151 244H149V245H147ZM181 246H183V245H181ZM65 247H66V246H65ZM43 248H44V247H43ZM59 248H60V247H59ZM225 248H226V247H225ZM228 248H229V246H228ZM230 248H231V247H230ZM66 249H68V250H70V251H73V252H79V250H74V248H66ZM209 249H210V248H209ZM216 249H217V248H216ZM210 250H211V249H210ZM220 251H221V250H220ZM61 252H62V251H61ZM80 252H81V251H80ZM207 252H208V251H207ZM224 252H225V251H224ZM68 253H69V252H68ZM64 254H65V253H64ZM75 254H76V253H75ZM146 254H147V253H146ZM72 255H73V254H72ZM144 255H145V254H144ZM81 256H82V255H81ZM177 256H178V255H177ZM34 257H36V256H34ZM63 257H64V256H63ZM65 257H66V255H65ZM195 257H196V256H195ZM203 257H204V256H203ZM205 257H206V256H205ZM219 257H220V256H219ZM5 258H6V257H5ZM228 259H229V258H228ZM31 261H32V260H31ZM70 261H71V260H70ZM73 261H74V260H73ZM207 261H209V260H207ZM209 262H210V261H209ZM10 263H11V262H10ZM204 263H206V262H204ZM211 263H212V262H211ZM84 264H85V263H84ZM154 264H155V263H154ZM190 264H191V263H190ZM208 264H209V263H208ZM251 264H252V263H251Z\"/></svg>",
    "mask_w": 264,
    "mask_h": 264
}]
</instances>
